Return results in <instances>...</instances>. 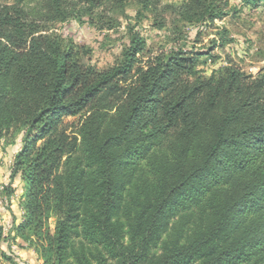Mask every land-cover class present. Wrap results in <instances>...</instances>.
Masks as SVG:
<instances>
[{
	"label": "trees",
	"instance_id": "trees-1",
	"mask_svg": "<svg viewBox=\"0 0 264 264\" xmlns=\"http://www.w3.org/2000/svg\"><path fill=\"white\" fill-rule=\"evenodd\" d=\"M40 1L52 19L70 17L66 0ZM136 1L141 18L156 0ZM24 2L0 0V142L22 134L16 230L41 239L44 264H264V75L230 66L203 77L214 47L148 55L134 27L120 60L99 70L34 28ZM178 12L225 15L216 0ZM3 237L0 219V248Z\"/></svg>",
	"mask_w": 264,
	"mask_h": 264
},
{
	"label": "rangeland",
	"instance_id": "rangeland-1",
	"mask_svg": "<svg viewBox=\"0 0 264 264\" xmlns=\"http://www.w3.org/2000/svg\"><path fill=\"white\" fill-rule=\"evenodd\" d=\"M105 2L92 6L91 2L66 0L63 6L68 7L70 17L65 21L52 19L48 6L40 0H28L21 7L34 28L57 34L65 43L72 41L83 53L82 62L99 70L120 60L134 27L146 40L148 55L184 45L214 47L211 55L198 63L197 70L203 77L230 66L254 76L264 75V1L256 5L248 0H216L225 15L201 23L186 21L178 12L185 0H156L150 10H143L141 18L135 17L141 10L136 0L128 1L122 8ZM220 33L225 34L223 42ZM77 120L78 117H68L65 122ZM21 147L20 132H11L0 142V219L4 226L0 251L5 256L1 257V264L12 263L6 257L14 258L22 248L34 249L36 241L38 245L41 240L31 229L16 230V222L25 214L21 205L25 183L19 174L12 175ZM55 222V217L46 219L44 230L53 232Z\"/></svg>",
	"mask_w": 264,
	"mask_h": 264
},
{
	"label": "crops",
	"instance_id": "crops-1",
	"mask_svg": "<svg viewBox=\"0 0 264 264\" xmlns=\"http://www.w3.org/2000/svg\"><path fill=\"white\" fill-rule=\"evenodd\" d=\"M18 243L20 242V240L17 238ZM23 244V246L25 247L26 244H24L23 242H21ZM14 255V254H12ZM12 261V263H7L6 264H44V260L42 259V257L34 250V249H19V252H16L14 258L10 259Z\"/></svg>",
	"mask_w": 264,
	"mask_h": 264
}]
</instances>
